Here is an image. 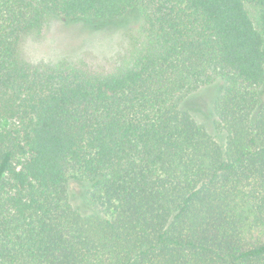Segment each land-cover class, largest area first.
I'll use <instances>...</instances> for the list:
<instances>
[{
    "label": "trees",
    "instance_id": "16d2710c",
    "mask_svg": "<svg viewBox=\"0 0 264 264\" xmlns=\"http://www.w3.org/2000/svg\"><path fill=\"white\" fill-rule=\"evenodd\" d=\"M51 20L129 54L27 61ZM0 264H264V0H0Z\"/></svg>",
    "mask_w": 264,
    "mask_h": 264
},
{
    "label": "rangeland",
    "instance_id": "374dc122",
    "mask_svg": "<svg viewBox=\"0 0 264 264\" xmlns=\"http://www.w3.org/2000/svg\"><path fill=\"white\" fill-rule=\"evenodd\" d=\"M123 23L102 29L64 26L51 20L38 33L23 38V57L34 64L56 63L67 59L85 64L93 71L115 70L129 54V43Z\"/></svg>",
    "mask_w": 264,
    "mask_h": 264
}]
</instances>
